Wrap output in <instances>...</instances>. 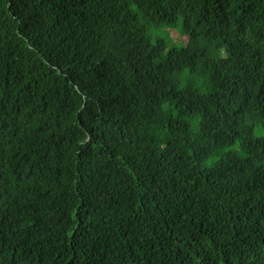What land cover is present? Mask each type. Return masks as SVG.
<instances>
[{
    "label": "trees",
    "instance_id": "16d2710c",
    "mask_svg": "<svg viewBox=\"0 0 264 264\" xmlns=\"http://www.w3.org/2000/svg\"><path fill=\"white\" fill-rule=\"evenodd\" d=\"M262 133L264 0H0V264H264Z\"/></svg>",
    "mask_w": 264,
    "mask_h": 264
},
{
    "label": "rangeland",
    "instance_id": "374dc122",
    "mask_svg": "<svg viewBox=\"0 0 264 264\" xmlns=\"http://www.w3.org/2000/svg\"><path fill=\"white\" fill-rule=\"evenodd\" d=\"M166 29L167 28L159 29L158 31H156V34L164 37L170 42L172 41V43H174L178 47L181 46L182 44L185 45L187 43V38L184 36H181L175 29H167L169 36L167 35L165 31Z\"/></svg>",
    "mask_w": 264,
    "mask_h": 264
},
{
    "label": "snow or ice",
    "instance_id": "6c2138e0",
    "mask_svg": "<svg viewBox=\"0 0 264 264\" xmlns=\"http://www.w3.org/2000/svg\"><path fill=\"white\" fill-rule=\"evenodd\" d=\"M262 135H264V133H262Z\"/></svg>",
    "mask_w": 264,
    "mask_h": 264
}]
</instances>
